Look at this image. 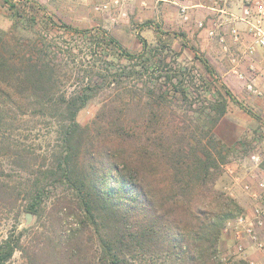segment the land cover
<instances>
[{
    "label": "trees",
    "instance_id": "16d2710c",
    "mask_svg": "<svg viewBox=\"0 0 264 264\" xmlns=\"http://www.w3.org/2000/svg\"><path fill=\"white\" fill-rule=\"evenodd\" d=\"M63 27L86 42L93 35ZM94 35L133 64H87L90 79L69 91L71 75L55 59L56 48L50 51L43 40L36 57L16 54L0 28V213L11 221L0 239V264H9L17 251L29 264H250L224 259L220 250L228 222L243 212L217 186L228 152L214 126L225 115L226 102L211 105L217 112L213 126L195 122L194 109L181 113L171 99L172 88L184 100L191 97L179 89L186 80L179 79V64L146 60L144 37L136 55L103 27ZM77 44L67 46L69 54H77ZM192 48L214 74L209 60ZM101 50L97 45L100 60ZM121 78H134V86L112 95L107 87L116 89ZM90 83L107 91L94 118L83 125L78 114L93 96ZM30 123V131L35 123L51 125L44 153L22 141L21 130ZM25 211L42 227L19 228Z\"/></svg>",
    "mask_w": 264,
    "mask_h": 264
},
{
    "label": "rangeland",
    "instance_id": "374dc122",
    "mask_svg": "<svg viewBox=\"0 0 264 264\" xmlns=\"http://www.w3.org/2000/svg\"><path fill=\"white\" fill-rule=\"evenodd\" d=\"M11 1L17 6L10 7L5 0H0V28L5 30L6 40L11 46H14L16 54L23 51V53H31L33 57L38 55L36 48L41 47L43 40L51 45L50 51L56 48L58 57H56L57 55L53 57H56L55 59L62 63L63 69L71 75L66 86L69 91H73L81 85L83 86L87 83V79H90L89 75L86 74L88 71L84 70L85 67H91L87 64L97 61V67L100 66L101 68L132 66L133 63L119 55L113 45H108L100 35H94L97 27H103L124 44L131 53L136 55L142 53L143 43L141 37H144L149 49L145 55L146 60L160 59L168 64L174 62L180 65L179 79L183 76L186 80L182 85H179V89L190 92L191 97L189 100H184L181 93H175L172 88L171 94H174L175 97H171V99L175 100V107L181 113L186 112L187 109H194L196 112L190 113L195 122L205 127L213 126L217 112L210 108L211 105L216 102H226L227 111L214 126L216 137L228 152L224 174L219 179L217 186L235 198L240 206L243 197H249L250 200L254 201L244 189V184L247 181L254 183L258 180L264 181V94L258 95L246 89L243 80L231 71L229 56H224L218 51L219 44L216 39H212L210 36L199 38L197 33L188 38L189 33L184 25L186 23L181 21L174 24L173 22L174 19L181 18L178 13L180 11L170 5H168V14H166L165 20H162L153 14V10L149 12L144 10L129 12L125 16L119 15V12L116 11L114 13L97 10L98 3L104 0ZM41 6L45 12L40 8ZM43 13L51 18L45 17ZM113 16L116 19H113ZM181 19L183 20V18ZM65 24H69L76 29L90 30L93 33L92 36H89L90 41H84V37L81 35L65 32L63 27ZM193 37H195L194 40ZM76 43L79 46L75 51L77 54H69L67 46H74ZM92 44L96 45L91 46ZM97 45L102 47L101 51L104 53L102 60L95 54ZM192 47H195L209 60L214 74L203 66ZM59 50L61 53L58 52ZM206 50L210 51L211 59L208 57ZM252 62L259 69L257 82L264 92V60L258 61L254 56L250 61L242 63L241 69L248 76L253 77L255 73L250 67ZM70 69H73V71ZM81 75L82 80L78 78ZM150 75L152 74H149L148 77ZM129 79L131 80L121 78L116 89L107 87L109 92H112V95H117L118 91L131 89L135 80L134 78ZM222 83H225L232 90L246 108L241 107L240 104L228 96ZM127 84L128 87H126ZM94 85L90 83V86ZM103 87L99 84L95 85L94 91L90 92L93 95L92 98L79 112L78 120L83 125L90 123L96 115L101 100L107 91ZM176 95H178V98ZM149 102H152L151 98ZM247 109H251L255 114H251ZM27 125L29 127L25 126L21 130L24 135L22 141L36 148L39 153H44L49 147L51 125L49 123H35L33 131L28 130L33 124ZM228 166L232 167L233 173H229ZM236 177H239V179H236ZM19 181L21 179L17 178V183ZM260 192L264 200V189ZM27 214L28 212L25 211L20 215L19 228L29 227L34 223L42 227L41 223L36 222L37 217L30 216L28 219ZM4 217L5 215L0 213V239L7 233L11 223L10 221L7 224L9 215L6 219ZM233 244L232 233L225 234L224 232L220 243L221 256L226 257V259L243 258L246 260L240 253H234L230 250ZM9 264L29 263L22 253L17 251Z\"/></svg>",
    "mask_w": 264,
    "mask_h": 264
},
{
    "label": "built area",
    "instance_id": "2783aa9c",
    "mask_svg": "<svg viewBox=\"0 0 264 264\" xmlns=\"http://www.w3.org/2000/svg\"><path fill=\"white\" fill-rule=\"evenodd\" d=\"M124 4L125 0H104L98 3L96 9L102 12H113V9L120 8ZM178 5L180 12L184 15V20H189L187 4L184 3V0H178ZM126 14V11H119V15L125 16ZM113 19L116 17L113 16ZM239 22L245 25L244 29L239 25ZM225 24L228 25L229 41L224 34L220 36V42L229 56L231 71L243 80L247 90L263 95L264 92L257 82L258 67L253 62L251 63L250 67L255 75L250 77L241 69V65L245 61L253 59L260 48L264 49V0H245L239 13L232 12L229 17L221 21L205 18L197 22L198 28L206 30L207 35L212 38L219 35L217 30ZM227 169L229 173H233L232 167L228 166ZM244 189L256 201L254 213L250 215L242 212L234 220L228 222L225 231L232 229L237 253H242L246 240H250L264 253V200L260 192L264 189V181L258 180L255 183L247 181L244 184ZM249 263L255 264L253 261H249Z\"/></svg>",
    "mask_w": 264,
    "mask_h": 264
},
{
    "label": "crops",
    "instance_id": "0c3cea01",
    "mask_svg": "<svg viewBox=\"0 0 264 264\" xmlns=\"http://www.w3.org/2000/svg\"><path fill=\"white\" fill-rule=\"evenodd\" d=\"M245 0H184V3L187 4L188 10L187 14L190 17L189 20H184L183 14L181 12H178L183 18V20L180 19H174V24L176 22H184L186 24L185 28L188 30V38L190 36H193L197 33L198 37H207L206 30L199 29L197 26V22L201 19H214V20H224L225 18L229 17L230 13H239L240 7L244 3ZM168 5L173 7L176 10L180 11L178 0H125V4L121 6L120 8L113 9V12H119L120 10L126 11L127 14L129 12H137L139 10L141 11H151L153 10V14L156 15V17H160V19L165 20L166 14H168ZM114 12V13H116ZM157 18V19H158ZM178 18V17H176ZM239 25L244 29L245 25L242 22H239ZM218 36L213 37L212 39H216V42H218L219 50L221 54L224 56L227 55V52L224 50L223 45L220 42V36L226 34V37H229L227 35L228 32V25L225 24L222 28H219L218 30ZM209 37V36H208ZM195 37H193V40ZM205 39V38H204ZM219 52V53H220ZM206 53L208 57L211 59L209 53V50H206ZM255 58H257L258 61L264 60V49L260 48L258 52L255 55ZM252 198V197H251ZM251 201V202H250ZM241 206L243 209V212H246L250 215H253L254 213V206H255V199L250 200L249 197H243L242 201H240ZM228 232L232 233V237L234 240V244L232 247H230V250L234 253H237L236 250V243L234 239V234L232 229H229L228 231H225V234ZM244 250L240 255L244 256L247 260L253 261L255 264H264V253L259 250L254 243H252L250 240H246L244 243Z\"/></svg>",
    "mask_w": 264,
    "mask_h": 264
},
{
    "label": "water",
    "instance_id": "95a60500",
    "mask_svg": "<svg viewBox=\"0 0 264 264\" xmlns=\"http://www.w3.org/2000/svg\"><path fill=\"white\" fill-rule=\"evenodd\" d=\"M27 215H28V219H29V217H30V216H32V214H31L30 212H28V214H27Z\"/></svg>",
    "mask_w": 264,
    "mask_h": 264
}]
</instances>
